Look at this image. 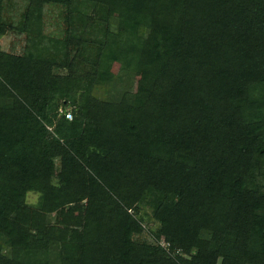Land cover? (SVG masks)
<instances>
[{
    "label": "trees",
    "instance_id": "trees-1",
    "mask_svg": "<svg viewBox=\"0 0 264 264\" xmlns=\"http://www.w3.org/2000/svg\"><path fill=\"white\" fill-rule=\"evenodd\" d=\"M23 2L0 0L28 42L0 49V264H264V0Z\"/></svg>",
    "mask_w": 264,
    "mask_h": 264
},
{
    "label": "rangeland",
    "instance_id": "rangeland-1",
    "mask_svg": "<svg viewBox=\"0 0 264 264\" xmlns=\"http://www.w3.org/2000/svg\"><path fill=\"white\" fill-rule=\"evenodd\" d=\"M11 6L5 9L4 16L8 19L11 18L14 22L18 23L21 20V14L23 12L24 2L22 0H10ZM41 35L45 38V43L49 42V39L53 38H62L64 35V28L62 21V11L56 6H45L43 17H42V26H41ZM28 42L25 39L23 34H18L14 32H10L5 36L0 37V49L6 51L9 54L21 55L25 51L26 44ZM112 72L114 74L119 73V65L112 64L111 65ZM127 87L134 89L135 81L130 80L126 81ZM101 89L97 90V96H100ZM37 196L35 194H30L28 196V202L34 203L36 202ZM144 233L141 236H137L135 239L140 241H148L152 242L153 239L150 237L148 231L150 229H155V224L147 223L145 221L143 223ZM162 241V240H161Z\"/></svg>",
    "mask_w": 264,
    "mask_h": 264
},
{
    "label": "built area",
    "instance_id": "built-area-1",
    "mask_svg": "<svg viewBox=\"0 0 264 264\" xmlns=\"http://www.w3.org/2000/svg\"><path fill=\"white\" fill-rule=\"evenodd\" d=\"M60 113L64 114V117L68 120H71L72 119V114L71 112L68 110H66V112H64L63 109H60Z\"/></svg>",
    "mask_w": 264,
    "mask_h": 264
}]
</instances>
